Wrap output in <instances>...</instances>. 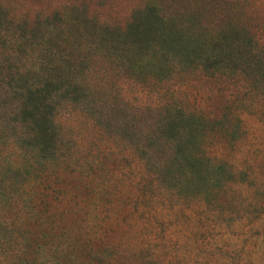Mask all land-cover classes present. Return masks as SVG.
Returning a JSON list of instances; mask_svg holds the SVG:
<instances>
[{"label":"trees","instance_id":"1","mask_svg":"<svg viewBox=\"0 0 264 264\" xmlns=\"http://www.w3.org/2000/svg\"><path fill=\"white\" fill-rule=\"evenodd\" d=\"M76 2L38 8L31 49L0 2V264H256L264 0H145L123 24ZM193 78L225 80L197 85L219 112Z\"/></svg>","mask_w":264,"mask_h":264},{"label":"rangeland","instance_id":"2","mask_svg":"<svg viewBox=\"0 0 264 264\" xmlns=\"http://www.w3.org/2000/svg\"><path fill=\"white\" fill-rule=\"evenodd\" d=\"M3 1L4 7H6L9 10V19H14L15 22H10L8 25V31L9 35L15 36L19 39L21 43L24 44L25 47H29V49L32 48V43L30 42L31 38H35L38 41V8L44 12V13H50L53 9L56 8L57 5H64L68 2H76L81 5V7L85 6V9L87 10L88 14L91 16L94 13H100L103 12L105 14L108 9L112 11V15H115L116 18V11L118 9L121 11L119 12V21L123 24V22H126V18L128 17V14L130 13V9L133 7V5H137V3H141V5H144L145 0H0V2ZM195 2V1H194ZM196 4H199L196 2ZM206 6V7H205ZM250 4L244 2V4L240 5V10L243 11V9L248 10L250 8ZM208 7L206 4H203L200 8L202 13L205 17H212L210 16L208 12ZM217 11H221L220 8H216ZM244 16V15H243ZM241 16V17H243ZM235 18L237 22H242L244 19ZM244 22H247L245 24L248 25H255L258 20H245ZM261 22V21H260ZM28 35V38H23L24 36ZM35 47V46H34ZM20 53L24 58L26 57V53L23 52V49H21ZM196 75L193 71L187 72L185 77L186 79L191 78L192 76ZM178 80V79H177ZM200 82H205L209 85L208 87V93H214L215 92H228L227 90V84L225 80H215V79H206L205 81H200L198 78H193V84H190L189 87L193 91L192 99L193 101H190V103L195 107H205L207 102H202L206 99V92L204 87H202L203 94L200 92H197V85ZM171 83H174L171 81ZM196 85V86H195ZM134 87L129 86L128 89L132 90ZM69 105L67 107H63L60 112L58 113L59 120L61 119V116H63L64 111L66 112ZM207 110H214L215 112H219V109L214 103L211 106L205 107ZM76 113V112H75ZM75 115V114H73ZM254 229L260 233V240L256 243L259 248L261 249V253L257 252L254 254L253 258L254 261H256V264H264V218L255 223ZM221 239H216L214 241V245L220 243ZM230 242L238 243L236 238H232ZM240 243V242H239Z\"/></svg>","mask_w":264,"mask_h":264}]
</instances>
